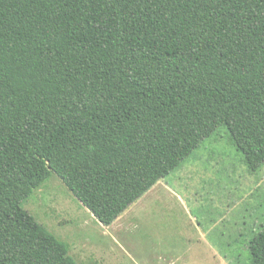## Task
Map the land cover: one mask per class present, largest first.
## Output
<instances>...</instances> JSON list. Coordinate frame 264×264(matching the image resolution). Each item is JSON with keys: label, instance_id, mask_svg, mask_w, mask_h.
<instances>
[{"label": "trees", "instance_id": "16d2710c", "mask_svg": "<svg viewBox=\"0 0 264 264\" xmlns=\"http://www.w3.org/2000/svg\"><path fill=\"white\" fill-rule=\"evenodd\" d=\"M221 126L258 171L264 0H0V264H76L21 207L51 174L110 226Z\"/></svg>", "mask_w": 264, "mask_h": 264}, {"label": "rangeland", "instance_id": "374dc122", "mask_svg": "<svg viewBox=\"0 0 264 264\" xmlns=\"http://www.w3.org/2000/svg\"><path fill=\"white\" fill-rule=\"evenodd\" d=\"M21 207L76 264H245L264 227V164L249 171L221 126L110 226L54 174Z\"/></svg>", "mask_w": 264, "mask_h": 264}]
</instances>
